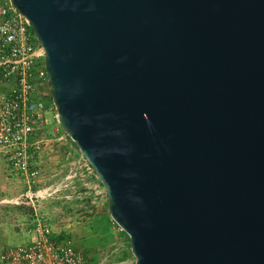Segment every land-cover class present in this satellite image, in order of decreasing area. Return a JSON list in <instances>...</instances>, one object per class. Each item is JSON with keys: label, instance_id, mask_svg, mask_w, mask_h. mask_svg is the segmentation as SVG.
I'll return each instance as SVG.
<instances>
[{"label": "water", "instance_id": "obj_1", "mask_svg": "<svg viewBox=\"0 0 264 264\" xmlns=\"http://www.w3.org/2000/svg\"><path fill=\"white\" fill-rule=\"evenodd\" d=\"M132 264H264V0H10Z\"/></svg>", "mask_w": 264, "mask_h": 264}, {"label": "rangeland", "instance_id": "obj_2", "mask_svg": "<svg viewBox=\"0 0 264 264\" xmlns=\"http://www.w3.org/2000/svg\"><path fill=\"white\" fill-rule=\"evenodd\" d=\"M3 92L0 83V99ZM46 116L51 124L44 129V137L57 132L55 136L62 139L40 149L35 163L41 168L38 184L27 188L0 157V251L29 242L33 236L29 230L39 222L49 226L57 239L69 240L82 253L83 264H131L129 240L118 233V226L109 225L110 236L105 231L104 218L109 213L99 178L75 164L81 153L54 123L52 113ZM102 241L106 242L102 245Z\"/></svg>", "mask_w": 264, "mask_h": 264}, {"label": "built area", "instance_id": "obj_3", "mask_svg": "<svg viewBox=\"0 0 264 264\" xmlns=\"http://www.w3.org/2000/svg\"><path fill=\"white\" fill-rule=\"evenodd\" d=\"M44 55L28 20L10 0L4 1L0 5V83L4 87L0 154L27 188L39 182L41 168L35 163L40 149L62 139L55 136L57 129L53 137H44V129L51 124L47 113L51 112L54 123L59 124ZM75 162L85 174H95L82 154ZM29 231L33 234L29 242L0 251V264H83L82 253L69 240L57 239L49 226L38 222Z\"/></svg>", "mask_w": 264, "mask_h": 264}, {"label": "trees", "instance_id": "obj_4", "mask_svg": "<svg viewBox=\"0 0 264 264\" xmlns=\"http://www.w3.org/2000/svg\"><path fill=\"white\" fill-rule=\"evenodd\" d=\"M104 220H105V227H106V232L108 233L107 235L108 236H110V234H109V232H108V230H109V225H112V220L110 219V216H109V214L104 218ZM122 232V231H121ZM123 234H125L124 232H122ZM126 235V234H125ZM61 237H63V235L61 236ZM126 237H127V235H126ZM106 239H108L107 237H106ZM127 239H128V237H127ZM129 240V239H128ZM106 241H102V245L105 243Z\"/></svg>", "mask_w": 264, "mask_h": 264}, {"label": "crops", "instance_id": "obj_5", "mask_svg": "<svg viewBox=\"0 0 264 264\" xmlns=\"http://www.w3.org/2000/svg\"><path fill=\"white\" fill-rule=\"evenodd\" d=\"M0 157L2 158L1 154H0ZM112 225H114V223H112ZM118 233H120L121 236H123L124 238L127 239L126 235L123 234V233L121 232V230L118 229Z\"/></svg>", "mask_w": 264, "mask_h": 264}]
</instances>
